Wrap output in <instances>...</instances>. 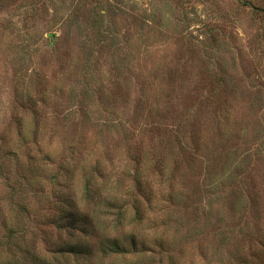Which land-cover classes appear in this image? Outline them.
Masks as SVG:
<instances>
[{
  "label": "rangeland",
  "instance_id": "374dc122",
  "mask_svg": "<svg viewBox=\"0 0 264 264\" xmlns=\"http://www.w3.org/2000/svg\"><path fill=\"white\" fill-rule=\"evenodd\" d=\"M262 9L0 0V240L23 204L30 252L51 258L60 233L94 245L55 226L90 178L102 227L111 205H140L114 232L136 239L133 264H264Z\"/></svg>",
  "mask_w": 264,
  "mask_h": 264
},
{
  "label": "trees",
  "instance_id": "16d2710c",
  "mask_svg": "<svg viewBox=\"0 0 264 264\" xmlns=\"http://www.w3.org/2000/svg\"><path fill=\"white\" fill-rule=\"evenodd\" d=\"M262 10L264 12V9ZM41 153H44L43 159L50 160V152L41 150ZM2 171V164L0 163V174H2ZM54 177L58 179L59 175L56 174ZM82 187L83 202L74 199L67 201L66 204L69 210L62 214L65 221L56 220L55 226H57L58 231L62 229L68 230V234L71 236L74 235V230H79L88 238L95 237L97 239L94 245L90 244V241L71 242L63 238L60 233L58 238L60 236L61 240L56 242L57 238L54 241L55 243L52 244L54 247L51 249L53 252L51 258L30 252L22 243L25 241L26 233L29 230L31 216L26 206L18 204L19 211L26 217V224L17 225L19 224L17 222L2 221L5 232L0 240V257L5 254L7 258L1 259L0 264H19L18 260L21 256L19 252L22 253V258H24L22 261L24 263L27 261L31 264H72V259H84L78 260L76 264H84L87 259L91 260V264H97L94 261L96 255H99L102 259L111 258L118 263L122 262V264H133V262H129V259L133 253L136 254L139 250L136 239L134 237L121 239L114 236V232L119 227L131 226L135 221L137 222L141 219L140 205L137 204V201H134L131 206L128 202L111 205L110 207L114 208V217L110 220L107 219V224L102 227L99 220V217H101L99 210L102 202L101 194L98 198L94 197L97 187L90 178L85 179ZM13 196L15 197V193L11 194L12 198ZM11 199L10 202L13 204ZM129 208L134 212V216L131 219L127 217ZM44 239L47 238L44 237ZM48 239L50 238L48 237Z\"/></svg>",
  "mask_w": 264,
  "mask_h": 264
}]
</instances>
